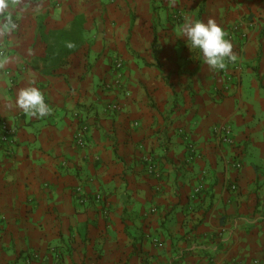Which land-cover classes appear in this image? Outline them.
<instances>
[{
	"label": "crops",
	"instance_id": "crops-1",
	"mask_svg": "<svg viewBox=\"0 0 264 264\" xmlns=\"http://www.w3.org/2000/svg\"><path fill=\"white\" fill-rule=\"evenodd\" d=\"M4 2L0 264H264V0ZM78 16L84 46L43 75L40 28ZM186 20H214L235 58L209 67ZM29 87L49 116L18 107Z\"/></svg>",
	"mask_w": 264,
	"mask_h": 264
},
{
	"label": "clouds",
	"instance_id": "clouds-1",
	"mask_svg": "<svg viewBox=\"0 0 264 264\" xmlns=\"http://www.w3.org/2000/svg\"><path fill=\"white\" fill-rule=\"evenodd\" d=\"M5 7L4 0H0V10ZM5 27L6 30H11L16 25L9 22ZM182 32L188 46L200 50L207 65L213 69L222 70L226 59L235 58L232 44L225 38L224 31L214 20H208L206 23L186 20ZM17 104L20 109L34 117L45 118L50 115L44 96L35 87L21 90Z\"/></svg>",
	"mask_w": 264,
	"mask_h": 264
},
{
	"label": "trees",
	"instance_id": "trees-1",
	"mask_svg": "<svg viewBox=\"0 0 264 264\" xmlns=\"http://www.w3.org/2000/svg\"><path fill=\"white\" fill-rule=\"evenodd\" d=\"M83 17H75L66 30L45 33L40 28L41 40L46 46L43 59V75H53L63 67L69 56L77 53L85 44Z\"/></svg>",
	"mask_w": 264,
	"mask_h": 264
},
{
	"label": "built area",
	"instance_id": "built-area-1",
	"mask_svg": "<svg viewBox=\"0 0 264 264\" xmlns=\"http://www.w3.org/2000/svg\"><path fill=\"white\" fill-rule=\"evenodd\" d=\"M9 1H15V0H9ZM2 54V52H0ZM121 66L120 61L116 60L115 67L119 68ZM117 105H110L107 107V110H117ZM86 128L83 127L80 129L81 132H85ZM15 130L9 126L5 121L0 123V145L5 147H10L13 143V136H14ZM214 137L216 140H218L220 143L230 145L233 143V133L229 126H220L216 127L214 129ZM75 142L78 145H83L82 136L78 135L75 137ZM195 155V149L193 146L189 145L187 148V159L191 161L194 158ZM236 167H239V164L236 165ZM231 190H235V185H230ZM24 264H30V259H27Z\"/></svg>",
	"mask_w": 264,
	"mask_h": 264
},
{
	"label": "rangeland",
	"instance_id": "rangeland-1",
	"mask_svg": "<svg viewBox=\"0 0 264 264\" xmlns=\"http://www.w3.org/2000/svg\"><path fill=\"white\" fill-rule=\"evenodd\" d=\"M1 122H3V121H0V123ZM7 124H8V122L7 121H5ZM85 124V126H86V128H87V124L86 123H84ZM9 125V124H8ZM13 128V127H12ZM14 129V128H13ZM84 142V141H83ZM85 144L83 143V146H84ZM79 146H82V145H79Z\"/></svg>",
	"mask_w": 264,
	"mask_h": 264
}]
</instances>
